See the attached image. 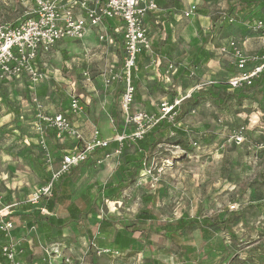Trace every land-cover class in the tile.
Wrapping results in <instances>:
<instances>
[{
	"label": "rangeland",
	"instance_id": "374dc122",
	"mask_svg": "<svg viewBox=\"0 0 264 264\" xmlns=\"http://www.w3.org/2000/svg\"><path fill=\"white\" fill-rule=\"evenodd\" d=\"M171 1L162 0L160 7ZM185 1V5L189 6L188 0ZM231 2L200 0L194 17L189 18L181 13L173 16L174 21L181 28L199 13L206 12L210 21H214L227 11ZM34 8L32 0H0V19L17 24L29 17ZM242 16L238 8L231 12L234 19L232 24L236 22V25H231L226 31H223L219 23L215 31H212L211 25L201 27L196 24L197 30L193 29L190 41L192 47L180 43L175 52L172 48L163 51L159 69L165 73L167 67L173 64L178 73L169 75L171 81H167V90H153L150 85L145 87L137 82V94L144 96L149 106H153L150 110L147 107L148 111H145L136 99L131 110L133 114L144 112L152 116L159 105L168 102L174 93L184 97L190 92L213 87L217 99L205 95L194 111L186 113L178 124L187 133L185 139H174L177 138L174 132L166 134L162 142L144 159L133 183L119 188L125 160L136 157L137 147L134 146L121 149L120 154L115 153L118 148L109 147L108 150L96 153L95 158L104 159L102 165L90 158L86 165L72 169L69 177L65 178V195H71L72 201L80 208L91 212L86 220L68 223L65 217L68 203L56 206L51 215L65 217L66 224L63 234L49 241L41 238L35 224L31 231L24 229L20 238L16 235V225L25 223L28 216L20 215L22 206L31 203L33 194L59 169L61 160H58L60 157L54 159L48 147L46 134L49 131L41 133L32 125L31 115L28 118L18 115L9 117V123L0 126V209L12 206L9 217L15 224L14 240L21 245L27 238L45 241L42 250L43 262L46 264H64L66 258L76 261L75 264H261L259 256L264 255L258 247H264V82L258 89L246 93L241 101L233 98L226 104L218 102L222 88H219L217 81L230 80L238 73L233 68L231 70L232 62L235 63L233 53L217 52L220 46L218 38L222 33L227 36L230 31L237 36L247 32L245 24L242 26L241 23ZM160 27L163 28V25ZM209 30L212 33L207 35L205 32ZM101 34H105V31ZM100 35L97 33L96 38L86 40L82 48L80 45L75 47L80 48L79 51L62 54L60 58L55 51L46 57L52 66L48 64L52 72V95L73 94L71 86L74 83V89H78V94L82 93L86 90L82 89L85 84L81 80L85 72L94 81L112 63L118 68L122 67L121 46L99 40ZM206 36L209 40L204 49L209 60L200 59L195 67L190 58L193 51L201 47L199 40L202 44ZM158 53L157 49H153L144 61L149 67V73H146L148 77L153 76V60L158 58ZM169 53L177 56L174 62L167 56ZM183 69L193 74L184 76ZM63 79L69 81V84ZM13 81L17 82L19 92L24 93L23 85L20 84L23 80ZM198 84L199 87H194ZM39 86L34 89L35 92ZM195 88L197 90H192ZM7 89L6 94L1 92L2 99L19 95L12 88L10 91ZM164 97L168 99L162 100ZM117 98L121 102V97ZM6 107L4 113L10 112L11 109ZM43 112L50 115L47 111ZM117 112L118 118L107 115L110 128H104L105 131L110 133L115 127L113 132L117 128L116 133L120 131V135L135 133L137 125L126 123L120 104ZM37 132L41 134L39 140ZM33 138L39 143L42 139L45 141L47 148L41 150L51 155L45 162L47 165L30 158L32 154L27 147L28 143L35 141ZM178 140L184 144L178 145ZM95 193L98 195L95 196ZM40 200L36 204L31 203L27 215L38 212L50 214L40 210ZM231 212L240 214L236 225L231 230L221 227L208 240L202 238L198 227L172 236L161 231L164 224L176 223L181 218H199L201 221L204 217L220 213L226 218ZM145 214H148V219L142 218Z\"/></svg>",
	"mask_w": 264,
	"mask_h": 264
},
{
	"label": "built area",
	"instance_id": "2783aa9c",
	"mask_svg": "<svg viewBox=\"0 0 264 264\" xmlns=\"http://www.w3.org/2000/svg\"><path fill=\"white\" fill-rule=\"evenodd\" d=\"M34 11L29 17L18 21L17 24H10L0 19V83L8 80H27L30 91L35 94L36 87L45 82L46 74L37 65L41 55H50L54 47L67 39L81 40L90 31L102 29L105 34L100 35L103 40L109 36L106 24L119 21L122 23L123 31V68L121 71H112L109 76V83L122 81L123 91L121 97V111L125 114L127 124H135L136 132L132 135L122 134L113 141L121 143L126 139L136 141L142 139L149 129L160 119L168 118L174 122L178 116L179 109L185 99L191 98L190 92L184 97H176L171 103L163 102L159 115L150 116L144 112H131L136 101L137 85L134 73L139 70L138 59L142 52L150 53L153 50L150 25V16H156L159 20L163 16L157 0H32ZM78 6L79 9L78 10ZM197 6L190 4L183 12L186 17H193ZM234 19L231 17L229 22ZM251 28L255 33L264 38V18L255 19L251 22ZM233 55L237 60V74L226 82L229 91L249 87L256 79L264 74V54L246 56L242 47L236 41L230 42ZM250 63L255 66L249 68ZM174 65H170L165 73V81H171L169 75L177 71ZM192 90H197L192 89ZM37 98H35V102ZM71 113L81 111L79 100L73 97L70 105ZM39 123L37 129L44 132L49 131L55 134L58 140L65 138L72 139L74 147L67 151L60 163V167L52 175V181L41 186L33 194L31 203L36 204L42 197H52L54 183L58 178L87 163V160L95 154L97 150L105 151L111 145L112 140L102 137L101 131L96 129L91 139L84 137L74 128L70 112L53 113L48 115L42 111L38 112ZM241 140V139H239ZM40 145L45 149L46 144L42 139ZM121 147L115 153L120 154ZM107 157L109 155L107 154ZM104 159H97V164L102 165ZM1 202V201H0ZM11 205L0 209V233L5 235L3 246V256L9 264H22L19 261L20 254L26 249L20 242L14 240L13 233L15 224L9 217ZM5 212V213H4ZM47 250V249H44ZM49 253L48 251H46ZM64 260V259H63ZM64 264H75L76 261L66 258Z\"/></svg>",
	"mask_w": 264,
	"mask_h": 264
},
{
	"label": "crops",
	"instance_id": "0c3cea01",
	"mask_svg": "<svg viewBox=\"0 0 264 264\" xmlns=\"http://www.w3.org/2000/svg\"><path fill=\"white\" fill-rule=\"evenodd\" d=\"M200 0H188L189 5L190 4H194L197 6V4H199ZM186 1L185 0H177V5L179 9H177L176 7L173 6L172 1L171 2H165L163 7H160L162 9L163 12V16L161 17V19H157L156 16H150L148 19V24L150 25V29L152 30L151 33V38H152V45H153V49H157L158 50V58L153 62H154V69H153V76L148 77L146 75V73L148 72V65L145 64V60L148 57V53H144L142 52V54L140 55L138 62H139V72L134 73V79L136 81V85H137V90H138V84H144L145 87H147L148 85H150V88L155 90V89H165L167 90V83L165 81V73L159 69L160 64L162 63V58H163V51L166 50V48L169 49H173L174 52L176 51V49L178 47H180V43L184 44L185 46L189 47L191 44V38H192V31L193 29L196 28V24L198 26V24L201 25V27H212V21H210V16L208 15V13H199L198 16L195 19H190V23L186 26H181V28L179 27V24H176L174 21V17L180 15L181 13L183 14L184 10L188 8V6L185 5ZM163 2L162 0H160V5H162ZM159 5V6H160ZM200 5V4H199ZM178 14V15H177ZM174 16V17H173ZM251 14H243V18L241 20L242 26L244 25V29L247 32H242L240 33L241 36H237L236 33H234L233 31L228 32L227 36H224L223 33L220 35V37L218 38L219 40V48H218V53L220 52H227L230 51L231 53H233V50L230 47V42L231 41H236L237 43L240 44V46L242 47L244 53L246 56H254V55H263L264 54V38L258 34L255 33L252 28H251V22L252 20L250 19ZM194 17V16H193ZM154 18V19H153ZM210 21V22H209ZM159 23L161 24L160 26L163 25V28H161L159 25ZM236 23V22H235ZM235 23L232 24V26L236 25ZM209 25V26H208ZM247 26V27H246ZM107 30L109 31V36H106V38H104L103 40L105 41H109L110 43H113L115 45H117V43L121 46L120 48V56L122 57V67L118 68L116 67L113 63L111 64L110 67H108L105 72H102L101 77H98V79L96 78L94 81H91L89 79V77H87L88 75L85 72V75L83 77H81V80L84 82L85 86L82 85V89L85 90V94L84 92L79 93L78 94V89H74V87L76 86V84H72V93L73 94H64V95H52V87H51V83H52V72L51 70L48 68V64L50 65V59L47 60V56L49 55H41L37 61V65L44 71V73L46 74V79L45 82L42 84V86L40 87V89L38 90V92L36 91L35 94L32 93L30 90V86L29 82L27 80H23L21 81L22 83H20L21 85H23V91L18 90L19 86L17 85V82L13 81V80H8V81H3V83H0V94L2 91H4V93L6 94V87L10 86L7 90L10 91V89L12 88L14 91H16V93L19 92V95L16 96V98H4L0 95V126H3L4 123H9V120H7L9 117H15V116H20V117H29L30 115L33 117V123L32 125H34L35 127H37V122H38V112L39 111H47L50 115H53V113H59V112H64V113H69L70 112V117L71 120L73 122V126L75 129L78 130V132L84 137L85 140H89L91 139L93 132L96 129H99L101 131L102 137H104L105 139L108 140H114L115 138L119 137L120 135V131L118 133L117 132V128L116 131L113 130L109 133L106 132L104 128H110V123H109V119L107 117L108 114L111 115V117L114 118H118V106L121 102H119L118 100V96L119 98L122 97V91H123V82L121 83V81L118 82H113V83H109L108 82V78L111 74L112 71L114 72H118L121 71V69L123 68V56H124V46H123V31L121 32H116V29H121L122 27V23H120L119 21L116 22H110L106 24ZM183 27V28H182ZM238 27V26H236ZM218 28V27H217ZM210 29V28H209ZM197 30V28L195 29ZM213 30V27H212ZM102 29H96L94 31H90L86 36H84L83 39L81 40H74V39H67V41L63 42L62 44H58L56 45L54 48V50L51 53H54L56 51L57 53V57L60 58L61 55L65 54L67 55L68 53H71L73 51H79L80 48H75L78 45H80V47L82 48V46L85 44L84 42L87 40H91L96 38L97 33L100 35L102 33ZM211 30L206 31L205 33H210ZM226 31V30H223ZM199 32V28L197 33ZM201 33V32H200ZM96 34V36H95ZM102 35V34H101ZM223 35V36H222ZM156 36V37H155ZM158 36V37H157ZM195 36V35H194ZM200 37V36H199ZM98 38V37H97ZM99 40L100 36H99ZM200 41V45L202 47L201 44V40ZM82 44V45H81ZM192 47V45H191ZM194 48V47H193ZM165 51V52H166ZM193 56L197 53V51H193ZM146 57H145V55ZM170 54V55H169ZM167 56H169L170 61L174 62L175 61V57H177L176 55H173L171 53H169ZM51 55V54H50ZM86 56H88V54H86ZM193 56L190 58V61L192 63H194V66L196 67L198 62L200 61V59H205V60H209V56L208 57H203L202 54H199L198 57H195L193 59ZM234 56V55H233ZM235 59V57L233 58ZM48 61V62H47ZM195 61V62H193ZM110 63V62H108ZM173 65V64H170ZM169 65V66H170ZM232 67L231 70L233 68V70L235 69V72L237 70V61L235 59V63L232 62ZM168 66V67H169ZM255 66V63H250L249 64V68H252ZM50 67H52L50 65ZM167 67V69H168ZM200 68V67H199ZM184 76L186 75H192V72H189L188 69L186 71V69H183ZM199 71V69H198ZM238 71V70H237ZM178 73V71H177ZM233 76V74H232ZM54 78V77H53ZM65 80V79H63ZM68 84L69 81L65 80ZM91 81V82H90ZM149 81H151L150 83H148ZM214 80H210V82H213ZM228 80H218L217 82L219 83V85H221L222 83H226ZM138 82V84H137ZM66 83V84H67ZM89 83V84H88ZM120 83V84H119ZM170 83V82H169ZM206 83V82H204ZM203 83V84H204ZM200 84L194 86V87H199ZM90 86V87H88ZM149 88V89H150ZM176 88H179L176 87ZM181 88V87H180ZM121 91V92H119ZM86 92H90V93H86ZM118 92V93H117ZM3 93V92H2ZM15 93V94H16ZM137 100H139V105L142 106V109H144L145 111L148 109L150 110V107L153 106H149V102L146 101L144 99V96H141L139 94H137ZM73 97H77V99L79 100V104L81 107V111L76 112V113H71L70 111V105H71V101ZM35 98H37V103H35ZM164 99H168L167 98H163ZM116 100H118V103L116 104ZM3 102V103H2ZM153 104V102L151 103ZM162 104V103H161ZM8 107V109H11L10 112H5V107ZM161 105H159L160 107ZM6 107V108H7ZM158 107L156 111V113H154V115H159L160 114V108ZM44 113V112H43ZM117 122V121H116ZM119 122V121H118ZM117 122V123H118ZM38 133V132H37ZM47 138H48V147H50V149L52 150V156L54 157V159H59L61 160L63 155L67 152L70 151L74 146V142L72 139H63V140H58L55 137V134L52 133H47L46 134ZM35 138L41 137L40 132L37 134V137L34 136ZM35 138H33L32 140V144L28 143L27 147L30 150V154H32L30 156L31 159H35V161L38 163H42L44 165H47V160H49L48 157H51V155L49 153L46 154V152H43L41 149H43L44 147H42L40 145V143L38 142V140H36ZM36 141L38 142V144H36ZM31 146V147H30ZM44 150V149H43ZM45 151V150H44ZM101 151V150H100ZM99 152V151H98ZM96 159V158H95ZM95 159H91V160H95ZM90 160V161H91ZM46 162V163H45ZM32 224V226H30ZM16 230H18V232L16 233L17 236L21 237V233L23 232L24 229H29V231H31L32 229L35 228V225L32 222H27L25 221V223L23 225H16ZM23 228V229H22ZM32 228V229H31ZM15 233L14 236L16 237ZM45 241L41 240V239H31V238H27L25 239L24 243L22 244V246L26 249V253L25 256H19V261L22 264H46L43 262L44 260V256H43V248H45ZM9 264V263H8Z\"/></svg>",
	"mask_w": 264,
	"mask_h": 264
},
{
	"label": "trees",
	"instance_id": "16d2710c",
	"mask_svg": "<svg viewBox=\"0 0 264 264\" xmlns=\"http://www.w3.org/2000/svg\"><path fill=\"white\" fill-rule=\"evenodd\" d=\"M231 4L227 8V11L221 15V17L215 18V20H212V27L213 30L217 29V23L220 24V27L223 30H227L231 28L232 23L229 22V19H231V12H234L236 8L240 10L242 14H251L252 18L251 20L255 19H263L264 18V0H231ZM158 4L160 5V0H157ZM172 4L174 7H178L177 0H172ZM179 9V8H177ZM255 15V16H254ZM192 18V17H191ZM154 19V18H153ZM161 24L159 23L160 26ZM212 32L208 33L207 35L211 34ZM209 40V37L206 36L202 42V47H198L199 50L197 53L193 56V59L195 57H198L199 54H202L203 57H208V54L204 47L207 45V42ZM65 42V41H63ZM62 43V42H60ZM58 45V44H57ZM144 53H146L144 51ZM145 55V54H144ZM148 55V54H147ZM146 57V55H145ZM264 82V74L256 79L249 87L235 89L232 92L228 90V86L226 83H223L219 85V88H222V96L218 97V102L220 104H226L228 101L232 100L233 98L241 101L245 97V94L249 91L256 90L258 87L262 85ZM40 85L39 87H41ZM40 88H38L39 90ZM38 90H36L38 92ZM136 99L138 97L137 91H136ZM205 95H209L211 97H214L217 99V93L215 88L210 87L207 90H200L199 92H194L191 98H187L184 100L180 107V111L178 113V116L176 117L174 122H170L168 118L160 119L155 125L152 126L151 129L148 130V132L145 134V136L142 139H136V141H133L131 139H126L122 141L120 144L117 142L112 141L110 148L113 146L116 147L115 149L121 147V149H127L130 146L137 147L136 157H128L125 161V167L122 168V179L119 183V188L121 186H124L127 183H133L136 181L137 175H138V169L143 166V161L148 155H150L153 152V149L162 142V138L169 134L170 132H174L177 135V138L174 139H185V136L187 135L184 128H181L178 126L179 123L182 122L184 115L188 112L194 111L195 108H197L200 104V100L204 98ZM178 97V94L174 93L171 98L170 102L172 103L173 100ZM119 116V115H118ZM52 133V132H49ZM54 134V133H52ZM178 145H183L184 143L182 140H178ZM108 150V149H107ZM97 150L93 156H91V159H95L96 153H99ZM89 158V159H90ZM100 158V157H99ZM87 160V163L89 161ZM96 158L94 162L97 163ZM86 163V164H87ZM86 164H83L81 166H84ZM74 169V168H73ZM72 170V169H71ZM71 172V171H70ZM63 174L58 178V181L54 183L53 190H52V197H42L41 198V204H40V210H45L49 212L50 214H42V212H38V214L34 215H27V211L32 207L31 203H28L26 205L22 206V211L20 212V215L23 216L26 214L27 222H32L33 224L37 225V228L39 229V233L41 235V238L43 240L49 241L53 239L55 236H61L63 234L64 226L66 224L65 217L68 218V223H73L74 221H81L86 220L89 216L90 210H85L80 208L75 201H72L71 195H65L64 187L66 186V179L69 177V173ZM52 176L49 177V181L45 184H48L52 181ZM97 196L98 194H94ZM97 197L94 198V201ZM45 200V201H44ZM148 201H150L147 198ZM68 205L65 207L67 216H52L51 213L55 210L56 206L58 205ZM31 216V217H29ZM239 213H229L226 218H223V215L215 214L210 217H204L203 220L200 221L199 218H181L176 223H166L161 227V231H163L166 234H169L172 236L173 234L182 233L183 231H186L188 229H192L195 227H198L201 231L202 238L205 240L213 238L217 231L221 229V227H224L226 230H231L237 223V217H239ZM28 218H31L28 220ZM143 219H148V214H145L142 216ZM5 241V235L3 233H0V264H8L6 262V259L3 256V246L2 244ZM24 248V247H23ZM258 249L262 250V255H264V247H258ZM256 250V249H254ZM261 256V255H260ZM259 256V262L261 264H264V257ZM255 258V257H254ZM254 258L252 261H254Z\"/></svg>",
	"mask_w": 264,
	"mask_h": 264
}]
</instances>
